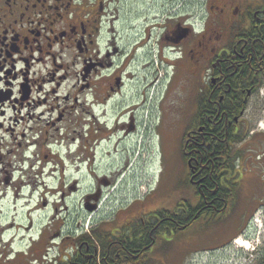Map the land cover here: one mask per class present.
Returning <instances> with one entry per match:
<instances>
[{
    "label": "flooded vegetation",
    "instance_id": "obj_1",
    "mask_svg": "<svg viewBox=\"0 0 264 264\" xmlns=\"http://www.w3.org/2000/svg\"><path fill=\"white\" fill-rule=\"evenodd\" d=\"M144 110L148 131L162 110L183 132L194 191L104 212L112 181L96 176L71 203L66 176L117 170L122 152L128 168ZM253 110L264 119V0H0V264H213L264 207L231 188L239 146H264Z\"/></svg>",
    "mask_w": 264,
    "mask_h": 264
},
{
    "label": "rangeland",
    "instance_id": "obj_2",
    "mask_svg": "<svg viewBox=\"0 0 264 264\" xmlns=\"http://www.w3.org/2000/svg\"><path fill=\"white\" fill-rule=\"evenodd\" d=\"M157 67L159 66L155 65V63L153 67H147L146 73H148V83L153 81H157L156 83L159 82L157 79L159 74L156 72L158 70ZM159 84L160 82L158 85ZM158 85L156 88V95L153 93L154 90L152 91L154 97H151L152 99L148 101L146 100V108L149 104L152 109L156 107L158 101L156 98L161 90ZM141 90L142 92L144 91L143 85L141 86ZM143 96L136 101L134 107L141 103ZM149 96H151L150 93ZM143 112H145V110L136 113V115L139 116L137 121L139 126L136 132L137 134L130 141L131 146L129 152L132 158L130 157L131 163L128 165V168L125 167L126 162H128L126 161V155L122 152L121 155L117 157L116 163L121 166V168L117 170L108 169L107 171H100L93 174L86 173L75 174L73 177L66 176L65 182H74L77 180L76 185L78 190L73 194L71 203L81 202L86 192L94 189L96 176H106V178L108 177L109 180L114 183V180L120 173L122 174L118 178L117 187L112 188L111 183L110 186L105 189L108 200L104 203L107 209L104 210V212H109L111 210L110 207L115 205L113 201L109 202V199L117 195L121 197L119 199H124L126 201H130L133 197L137 199L145 198L146 207L151 208V206L158 203L159 199L166 194L194 191L184 183L187 165L184 162L181 152L183 132L175 131L174 133H168L163 130L167 118L164 115L165 112L162 110H157V114L156 111H154L153 115L156 114L155 117L157 120L154 122L152 120L153 127L148 131L150 122L149 120L146 121L147 112L144 114ZM250 113L254 115V117H251L250 128L254 129V127H256L259 122L264 121V119L260 118V120L257 118L256 115L258 111L253 110V112ZM260 136H264V134ZM255 137L256 135L252 137L253 140H255ZM251 155L253 167L251 171L241 166L240 154L235 160L237 168L233 170L235 172V177L232 180L233 186H231V188L237 187L239 192L237 203L239 204H258L264 199V146L252 150ZM151 189H153L152 193L150 191ZM74 205L75 204L72 206ZM258 209L261 210V213L259 212L260 214L257 217L258 222L256 224L251 222L248 230H246L251 248L256 247V251L248 252L243 247L228 244L224 252L218 251L216 255H213V264L250 263L259 257L258 254L264 248V209L263 207H259ZM258 209L256 211H258ZM71 215L74 217L75 214L72 213Z\"/></svg>",
    "mask_w": 264,
    "mask_h": 264
},
{
    "label": "crops",
    "instance_id": "obj_3",
    "mask_svg": "<svg viewBox=\"0 0 264 264\" xmlns=\"http://www.w3.org/2000/svg\"><path fill=\"white\" fill-rule=\"evenodd\" d=\"M257 134H259V135H257ZM261 134L263 135L264 131H262L261 129L255 130L254 136L256 135L255 140H257V142H258V140L262 139V137H264V136H260ZM257 136H259V137H257ZM246 145H247V143L244 142V144H242L241 147H244ZM240 160H241V162H240L241 166L244 169L247 168L250 171H251V169L253 170L252 163H251L252 162V155H251L249 150H247V151H245L244 153L241 154Z\"/></svg>",
    "mask_w": 264,
    "mask_h": 264
},
{
    "label": "bare ground",
    "instance_id": "obj_4",
    "mask_svg": "<svg viewBox=\"0 0 264 264\" xmlns=\"http://www.w3.org/2000/svg\"><path fill=\"white\" fill-rule=\"evenodd\" d=\"M235 244H237V246L243 247L247 251L251 248L250 242H246L243 240H239L238 243H235Z\"/></svg>",
    "mask_w": 264,
    "mask_h": 264
}]
</instances>
